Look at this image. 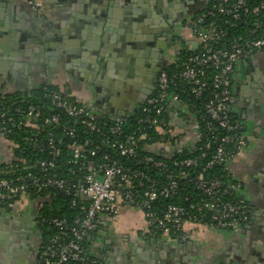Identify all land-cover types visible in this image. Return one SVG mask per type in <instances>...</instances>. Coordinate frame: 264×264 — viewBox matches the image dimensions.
<instances>
[{"label":"crops","instance_id":"1","mask_svg":"<svg viewBox=\"0 0 264 264\" xmlns=\"http://www.w3.org/2000/svg\"><path fill=\"white\" fill-rule=\"evenodd\" d=\"M27 1L0 0V96L26 95L51 83L92 110L123 119L134 115L154 91L159 71L177 58L179 50L198 42L192 22L211 0H178L176 10L172 0H42L41 10ZM168 36L173 43L165 42ZM256 70L257 76L264 70V51L236 68L232 104L246 145L234 153L228 167L249 197L260 203L264 91L255 79ZM177 112V129L191 142L194 132L178 119L184 112ZM13 157V143L0 129V164ZM34 212V204L25 199L12 211H0V220L18 216L25 225ZM100 223L87 247L104 264L183 263L186 253L176 240L147 235V220L139 207L125 205ZM193 230L190 247L222 235L219 229Z\"/></svg>","mask_w":264,"mask_h":264},{"label":"built area","instance_id":"2","mask_svg":"<svg viewBox=\"0 0 264 264\" xmlns=\"http://www.w3.org/2000/svg\"><path fill=\"white\" fill-rule=\"evenodd\" d=\"M29 4L41 10L42 0H28ZM264 4V2L262 3ZM208 14L228 15L234 21L250 20L251 10L247 0H216L212 8L206 13L201 12L197 21L192 22L193 32L197 37L198 46H189L190 49L201 48L199 52L192 53L180 76L186 81L190 91L196 96H202L205 92L208 99L205 101V109L212 120L224 130L231 132L240 126V120L233 121L231 113L235 112L232 104V85L239 62L250 58L257 52L264 49V17L252 22L253 27L248 28V33L238 35L231 49L214 48L210 42L218 36L216 27L209 23V28L199 26L198 21L204 20ZM259 29L260 33L255 34ZM251 34V36H248ZM253 34V36H252ZM171 83L165 69L159 71L157 75V94L153 92L139 104L136 113L144 115L139 118L140 122L147 123L154 127L155 131L161 134L175 136L182 146L193 145L197 138L198 123L196 115L191 112L182 113L180 121H184L188 128L194 132V139L189 142L183 131L177 129L174 116L176 110L172 105L181 104L179 94L168 91ZM62 91H64L62 89ZM68 94L67 91H64ZM52 104L63 109L71 117L89 115L85 105H78L67 98L61 92H53L51 95ZM178 114V112L176 113ZM5 116L0 109V118ZM43 118V112L35 105L28 107L24 118L30 123L32 118ZM91 119L84 118L82 121L91 129H97L96 123ZM44 123H58L59 115L52 114L43 118ZM211 131L213 125L206 124ZM1 131L6 129L5 125L0 126ZM41 127L37 128L40 133ZM68 134L73 135L74 128H68ZM120 132V127H114L113 132ZM148 137V132L144 127L137 134H130L125 141H114L113 145L120 150L123 155H136L140 142ZM58 134L53 131L46 133V142L51 152L57 148ZM36 145H40L36 136L31 139ZM217 142L213 152L208 157L202 170L190 177V181L195 187L205 195L201 202H192L188 206L179 203H170L166 208L158 212L156 200L160 197H168L177 194L179 188V178L188 175L185 167L197 166L198 156H186L176 159L173 165L178 167L176 173H168L166 180L158 181L149 172L143 169H130L111 160L105 156L106 161L94 165L90 171L84 174L82 182L74 184L78 193L90 199L83 216H78L74 224H68L65 218L54 216L49 223L57 228V231L48 238L47 243H42L40 238L36 264H104L98 256L92 257L85 249V240L90 231L98 228L99 220L105 215L115 217L120 208L125 205H132L143 210L148 230L155 235L157 230H162L163 234H169L170 230L176 233V239L186 242L192 235L193 229H219L237 231L243 228L251 217V206L249 200L242 192L243 183L241 181L230 182L228 187H223L224 182L217 176H206L204 171L214 165L229 164L232 153L229 145L233 143L237 150L246 145V138L243 136L226 133L221 137L212 135L210 139L201 146L202 156L206 155V150ZM89 141L72 143V156L75 161L84 160L88 154L94 155L95 148H86ZM150 149H171L174 145L169 140L154 141ZM142 162L150 163L157 173H163L169 164L153 156H145ZM41 170L46 172L56 168L53 160L41 159L38 161ZM68 179L56 175L38 176L33 172H27L16 177H0V206L15 208V206L27 199L31 204H35L28 190L34 188L36 192L45 190L49 186H55L68 190ZM137 187V188H136ZM136 188V189H135ZM233 188L239 191L240 195L236 199H225L223 194ZM191 209V210H189ZM41 217V215H40ZM45 220L38 219L41 226ZM42 228V227H41ZM182 231V232H179ZM42 243V244H41Z\"/></svg>","mask_w":264,"mask_h":264},{"label":"trees","instance_id":"3","mask_svg":"<svg viewBox=\"0 0 264 264\" xmlns=\"http://www.w3.org/2000/svg\"><path fill=\"white\" fill-rule=\"evenodd\" d=\"M215 2L216 0H211L201 12L207 13ZM263 2L264 0H247L252 13L250 20L234 21L230 16L225 14H208L204 20H199L198 24L203 28H209V23H212L213 26L216 27L218 36L210 42L212 47L231 49L238 35L247 34V29L253 27L252 22L264 17ZM195 21H197V19ZM259 31H261V29L255 32V34L260 33ZM248 36H251V34ZM200 49L201 48L193 50L189 47L183 46L179 50L177 58L162 68L166 70L171 79L168 91L178 93L181 100V104L177 103L172 105L173 110H180L185 114L191 112L196 115L198 135L193 145L188 144L182 146L179 144V141L175 136L161 134L155 131L154 127L147 123L140 122L139 118L144 115L140 112L123 119H115L107 114L98 113L85 105L90 112L89 115L71 117L63 109L57 108L52 104V93L55 91L61 92L74 103L78 105L84 104L69 95V93H65V90L62 91V89L55 84L44 83L40 87L34 89L30 94L26 95L15 92L4 93L0 96V109L5 113V116L0 118V126L5 125L6 129L3 130V134H5L13 143L14 154L12 160L0 164V177H16L21 174H26L27 172H33L42 177H45V175L48 174L65 177L69 182L68 190L55 186H49L40 192H36L34 188L28 190L31 198L36 202L34 207L39 214L38 219L46 221L45 224L41 226L40 238L42 243H47L48 238L57 231V228L49 223L50 218L54 216L65 218L68 224L71 225L74 224L78 216H83L85 214V211L90 204V199L78 193L74 184L82 182L84 174L90 171L94 165L105 162V156H108L111 160H115L126 168L146 170L158 181L163 182L168 178V173H176L175 171L178 167L173 165V162L176 159H181L186 156H198L200 159L199 164L197 166L185 167L188 175L179 178L180 184L178 193L169 195L168 197H160L156 200L155 206L160 213L170 203H179L188 206L192 202H201L205 199V195L201 190L195 187L194 183L190 181V177L203 169L206 160L213 152L217 142L215 141L212 143V146L206 150L205 156L201 155V146L207 141V139H210L212 135L221 137L226 133H232L234 135L243 136L244 138H246V136L244 135L242 124L231 132L219 127L217 122L211 119L205 109V101L208 99V94L205 92L200 97L196 96L190 91L186 81L180 76V72L189 56L194 52H199ZM154 94H157V91L154 90L153 95ZM31 105L37 106L43 112V118L52 114L59 115V122L44 123L43 118L39 117L38 119L32 118L29 123L24 116L28 107ZM91 117H93L92 120L96 123L97 129H91L82 121L84 118L91 119ZM231 119L236 121L239 118L236 113L233 112L231 113ZM209 122L213 125L211 131L206 126ZM117 126L120 127V132H113V128ZM38 127L42 128L40 133H37ZM142 127L148 132V137L140 142L137 154H121L120 150L113 145V142L127 140L130 134L139 133ZM68 128H74L73 135L68 134ZM48 131H53L58 134L56 142L57 148L52 152L46 142V133ZM36 136L39 138L40 145L38 146L31 141V139ZM161 140L171 141L174 147L168 150H156V148L150 149L148 147L154 141ZM74 141L79 143L89 141V145H86L85 147L95 148L96 153L94 155L88 154L87 158L84 160L75 161L72 156V143H74ZM229 149L233 152L232 155L238 151L233 143L229 145ZM148 155L166 161L169 164L166 171H163V173H157V170L154 169L150 163L142 162V159ZM41 159L55 161L56 168L46 172L42 171L38 165V161ZM204 173L206 176L219 177L224 182L223 187H228L227 184L230 182L239 181L232 176L228 164L214 165L212 168H207ZM238 196L244 197L239 194V191L233 188H228L223 194V198L231 200L236 199ZM13 209L14 208L4 207L3 205L0 206V211L6 210L9 212ZM100 221L101 220H99L98 228L90 231L85 240V249L92 257H94L95 254H92L88 250L87 244L88 240L99 229L101 224ZM188 231H190V234L192 235L193 231ZM147 235L156 238L169 237L174 240L176 239V233L174 230H170L169 234H163L162 230H157L155 235L152 234V231H149ZM192 241L193 240L190 238L186 242L191 243Z\"/></svg>","mask_w":264,"mask_h":264},{"label":"flooded vegetation","instance_id":"4","mask_svg":"<svg viewBox=\"0 0 264 264\" xmlns=\"http://www.w3.org/2000/svg\"><path fill=\"white\" fill-rule=\"evenodd\" d=\"M177 1H170L175 10ZM165 42L171 44L173 40L168 36ZM156 70L155 67V74ZM255 75L264 91V70L258 76L256 70ZM242 192L251 206L248 223L237 231L218 230L222 235L216 241L209 236L206 240L208 247L203 244L190 247L189 242L176 241L186 253L182 264H264V199L256 203L249 197L244 184ZM38 217L35 210L25 225L18 216L0 220V264H36L41 237Z\"/></svg>","mask_w":264,"mask_h":264},{"label":"water","instance_id":"5","mask_svg":"<svg viewBox=\"0 0 264 264\" xmlns=\"http://www.w3.org/2000/svg\"><path fill=\"white\" fill-rule=\"evenodd\" d=\"M198 44L196 42H194V46L196 47ZM31 93V90L30 91H26L24 94H30ZM232 101H233V96H232Z\"/></svg>","mask_w":264,"mask_h":264}]
</instances>
